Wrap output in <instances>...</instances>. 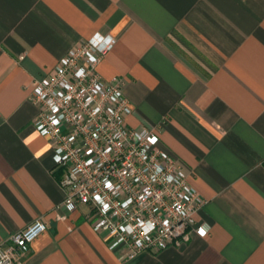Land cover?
Returning <instances> with one entry per match:
<instances>
[{
	"label": "crops",
	"instance_id": "0c3cea01",
	"mask_svg": "<svg viewBox=\"0 0 264 264\" xmlns=\"http://www.w3.org/2000/svg\"><path fill=\"white\" fill-rule=\"evenodd\" d=\"M96 34L117 41L98 74L206 201V237L127 260L65 208L33 89ZM36 220L22 264H264V0H0V243Z\"/></svg>",
	"mask_w": 264,
	"mask_h": 264
},
{
	"label": "built area",
	"instance_id": "2783aa9c",
	"mask_svg": "<svg viewBox=\"0 0 264 264\" xmlns=\"http://www.w3.org/2000/svg\"><path fill=\"white\" fill-rule=\"evenodd\" d=\"M116 39L96 34L74 46L51 74L36 82L35 130L53 150L59 186L69 212L89 207L94 232L106 233L109 249L133 260L181 247L192 233L206 237L197 214L206 205L182 166L151 130L128 126L133 109L124 80L104 81L97 72ZM47 231L42 220L0 243V264H22Z\"/></svg>",
	"mask_w": 264,
	"mask_h": 264
}]
</instances>
